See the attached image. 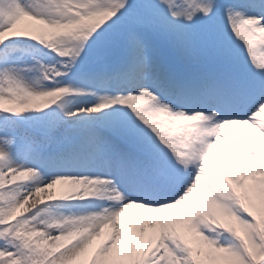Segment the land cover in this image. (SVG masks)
Returning a JSON list of instances; mask_svg holds the SVG:
<instances>
[{"label": "snow or ice", "instance_id": "1", "mask_svg": "<svg viewBox=\"0 0 264 264\" xmlns=\"http://www.w3.org/2000/svg\"><path fill=\"white\" fill-rule=\"evenodd\" d=\"M257 41L264 0H0V264H264Z\"/></svg>", "mask_w": 264, "mask_h": 264}, {"label": "rangeland", "instance_id": "2", "mask_svg": "<svg viewBox=\"0 0 264 264\" xmlns=\"http://www.w3.org/2000/svg\"><path fill=\"white\" fill-rule=\"evenodd\" d=\"M254 48H255V53H256L257 59H259L260 57L264 56V50H262V48H261V46H260L258 41L254 44ZM20 106L21 105H19L17 103H14V102H11V101H8V100H5V102L3 104V107H6V108H8V107L17 108V107H20ZM261 118H264V114H262L261 117H258L257 119H261ZM247 127L248 126H245V125H235V126H230V128L226 129V132H228V140L227 141H222V144L225 145V154L227 153V151H232L233 154H234L235 148L233 147L232 149H228L227 145L228 144H232L234 146L235 144H237L239 142H242V138H241L240 133L243 132L245 129H247ZM220 158H222V157H221V154L218 152L217 153V160H219ZM9 182H11V181H9ZM54 187H55L57 193H59V191L61 189L65 188L67 186L66 185H56ZM40 195H41V197L46 198L45 194L43 192ZM33 199H35V197H33ZM30 203H31V201H30ZM49 205L57 213L67 210L63 206V202H60V201L49 202ZM141 211L142 210L136 209V208H132V209L129 210V212L133 214L134 220H135V216ZM168 211L172 215H174V210H168ZM172 223H174L177 226V228L180 231L181 235H183L186 238H188L194 244L196 243L193 235L191 233L187 232L186 229L181 228L182 221H180L179 219H174L172 221ZM108 231L109 230L106 229L105 230V235H102L100 237L95 238L94 244H93L94 248L98 247L103 242V240L106 238V235H107Z\"/></svg>", "mask_w": 264, "mask_h": 264}]
</instances>
